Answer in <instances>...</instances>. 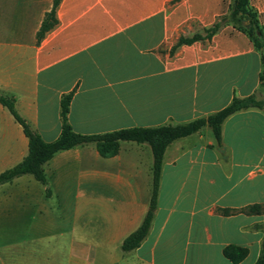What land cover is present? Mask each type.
Listing matches in <instances>:
<instances>
[{
    "label": "crops",
    "instance_id": "crops-1",
    "mask_svg": "<svg viewBox=\"0 0 264 264\" xmlns=\"http://www.w3.org/2000/svg\"><path fill=\"white\" fill-rule=\"evenodd\" d=\"M249 1L264 33V0ZM231 3L60 0L56 24L37 41L53 0H0V95L13 97L16 113L45 141L60 133L67 94L68 122L86 135L186 123L235 97L264 102L262 55L227 19ZM207 129L167 146L148 233L118 258H77L75 250L93 242L121 248L141 223L151 191L146 143L121 142L111 157L78 145L44 163L45 183L23 174L0 184V264L59 258L61 244L67 264H254L264 231V105L229 115L219 142ZM27 152L22 126L0 103V173ZM251 205L262 211H241ZM61 207L83 216L82 242L73 226L61 231ZM228 245L248 254L232 263L223 255Z\"/></svg>",
    "mask_w": 264,
    "mask_h": 264
},
{
    "label": "trees",
    "instance_id": "trees-1",
    "mask_svg": "<svg viewBox=\"0 0 264 264\" xmlns=\"http://www.w3.org/2000/svg\"><path fill=\"white\" fill-rule=\"evenodd\" d=\"M60 0H53V6L44 16L40 28L36 33L37 41L51 29L57 22L55 8ZM227 19L235 24L238 29L245 31L252 39L257 50L261 52L263 67L260 79L264 82V33L260 26L256 12L251 8L249 0H232L229 6ZM243 20L248 24L244 25ZM219 24H215L207 34L215 32ZM196 34L191 38L181 39V42H192L199 38ZM71 95H65L60 102L61 129L58 137L53 141H45L39 133L30 128L15 111L13 97L0 95V103L5 106L13 115L15 120L22 126L23 132L28 138V152L26 156L13 167L0 173V184L9 182L15 177L23 174H31L41 183H45L43 165L57 152L67 150L78 145L88 143L94 144L96 150L102 157H111L119 152L121 142L146 143L152 153L151 165V191L148 209L139 226L129 233L121 244L123 251H128L139 246L148 233L153 212L156 207V200L159 187V179L163 161V155L167 146L174 140L191 135L204 126H208L217 142L221 139V126L223 121L232 113L250 107H260L264 102L257 101L254 97L233 98L223 109L214 112L207 117H201L192 121L180 124H166L154 127H129L102 134H80L75 132L68 122V111ZM235 210L224 209L223 214H231ZM244 213L258 214L262 211L259 205H251L241 210ZM248 249L236 245H228L223 248V255L232 263H238L246 257ZM254 264H264V231L260 253Z\"/></svg>",
    "mask_w": 264,
    "mask_h": 264
},
{
    "label": "rangeland",
    "instance_id": "rangeland-1",
    "mask_svg": "<svg viewBox=\"0 0 264 264\" xmlns=\"http://www.w3.org/2000/svg\"><path fill=\"white\" fill-rule=\"evenodd\" d=\"M207 135L213 139L212 137V132L210 131V129H207ZM195 139V137H192L190 139H186L184 140V144H188L191 143V141H193ZM125 144H131L132 142H124ZM145 146V151L144 154H146V157H150V162L152 161V156L150 153V148L147 144L144 145ZM134 154V152H130V155ZM136 157V156H135ZM144 158V155H143ZM146 161V160H144ZM147 162V161H146ZM144 162L142 163V169L144 170L146 168V166H144ZM64 208L61 207V219L64 218L66 221L65 222H61L60 223V229L61 231H65L66 235H68V227L73 226L74 230H73V234L74 236L78 237V240L80 242L83 241V225H84V220H83V216L81 214H76L74 216L68 215L66 212H64ZM68 215V216H67ZM68 217L71 219L69 222ZM74 218V220H73ZM64 240L67 241V239L65 238ZM62 241V238H61ZM88 243V242H87ZM94 244H92V247H84V246H80V247H76V256L77 258H118V256H120L121 254V248L119 244H113V243H108L104 246H100V245H96L95 242H93ZM69 247L64 246L63 244H61L60 246V252H59V258H27V264H67L66 262L62 263V261H64L65 258H71V255L69 254ZM45 252H46V248H45ZM56 259V260H55Z\"/></svg>",
    "mask_w": 264,
    "mask_h": 264
}]
</instances>
